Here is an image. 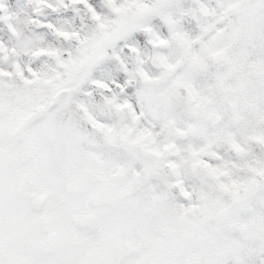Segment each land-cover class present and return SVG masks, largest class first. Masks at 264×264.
Segmentation results:
<instances>
[{
  "label": "snow or ice",
  "instance_id": "obj_1",
  "mask_svg": "<svg viewBox=\"0 0 264 264\" xmlns=\"http://www.w3.org/2000/svg\"><path fill=\"white\" fill-rule=\"evenodd\" d=\"M0 264H264V0H0Z\"/></svg>",
  "mask_w": 264,
  "mask_h": 264
}]
</instances>
